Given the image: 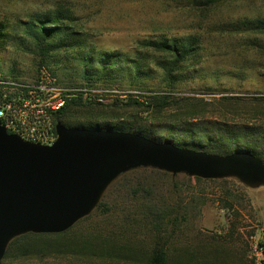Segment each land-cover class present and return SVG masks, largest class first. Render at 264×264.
Wrapping results in <instances>:
<instances>
[{"label": "rangeland", "instance_id": "obj_1", "mask_svg": "<svg viewBox=\"0 0 264 264\" xmlns=\"http://www.w3.org/2000/svg\"><path fill=\"white\" fill-rule=\"evenodd\" d=\"M57 3L72 12L70 26L84 42L59 49L49 68L59 85L86 89L103 100L81 96L83 102L111 106L102 111L115 118L94 121L115 128L141 120L138 131L184 145L234 139L264 159V52L259 48L264 36L218 28L264 19V0H224L208 9L185 0H0L6 37L0 41V77L31 81L37 76L43 67L24 40L21 22L54 10ZM190 36L198 39L196 56L181 64L168 87L163 75L169 58L140 44ZM112 53L122 55L119 63L98 78L105 58L99 55ZM164 93L172 102L158 115L124 106L129 98L144 101ZM161 215L168 264H264V187L247 188L232 178L196 181L149 168L117 178L95 210L64 237L47 238L44 250L24 256L15 245L2 264H148ZM259 244L263 253L256 255Z\"/></svg>", "mask_w": 264, "mask_h": 264}, {"label": "water", "instance_id": "obj_2", "mask_svg": "<svg viewBox=\"0 0 264 264\" xmlns=\"http://www.w3.org/2000/svg\"><path fill=\"white\" fill-rule=\"evenodd\" d=\"M51 146L26 142L0 125V264L9 243L26 234L55 235L88 217L121 175L149 168L201 180L236 179L264 187V162L180 148L139 134L68 128L56 123Z\"/></svg>", "mask_w": 264, "mask_h": 264}, {"label": "trees", "instance_id": "obj_3", "mask_svg": "<svg viewBox=\"0 0 264 264\" xmlns=\"http://www.w3.org/2000/svg\"><path fill=\"white\" fill-rule=\"evenodd\" d=\"M185 1L189 6H192L194 8L205 7L207 9L215 7L219 3L224 2V0ZM55 6L56 8L54 10L52 9V11L43 14L35 13L34 15L27 17V22H21V25L24 27V40L29 41V44L31 46L30 52L38 59L37 66L43 67L54 77V73L49 68L50 58L54 56L53 54L59 49H65L68 47L73 48L77 46L80 48L81 42H84L81 39L80 34L77 31H74L70 26L74 20V18L72 17V12H70V10L67 8L61 7L59 3L55 4ZM4 28L5 26H3V24L1 23L0 41H4V38H6L4 35ZM218 28L222 33L225 34L264 36V19H241L234 22H229L228 24H221ZM253 44L254 41L252 42V45ZM140 45L154 53L167 56L169 58L170 63H168V66L164 69L163 82H165L168 87H171L176 81V73L181 68V64H183L189 57L196 56L198 39L196 36H190L189 38H187V40L183 41L178 39L147 41L142 42ZM259 48L264 52V44L259 45ZM99 56H105V58H100L103 62L100 63L102 69L100 75L98 76V78H104L105 72H109L115 64L119 63V57L122 55L119 53H112L100 54ZM89 63L90 61L86 63V66H88ZM91 72L93 73V71ZM84 79L88 82L89 77H87V75H84ZM61 87L68 88L71 86ZM87 87L92 88L90 84H88ZM144 99L145 102L139 101L138 99L129 98L124 106L126 108L139 109L140 112L145 114L151 111L152 114L158 115L165 108L170 106L172 102L167 93L145 96ZM113 106L117 107L116 104H113ZM105 107L111 106L103 107L102 105L94 102L85 103L83 102L81 96H77L66 101L64 107L54 115V121L55 123H61L68 128H91L135 133L155 142H162L164 139H166L157 138L154 134H151L149 132L143 133L138 131V124L141 120L138 121L135 119L126 123H121L120 126L115 128L110 127L108 123L99 124V122H96L94 120L115 118L114 116L102 111L103 109H105ZM138 119L141 118L139 117ZM81 120L86 122L81 123ZM172 142L174 145L180 148L203 151L206 153L219 155H228L237 151H246L260 157V159L264 162L263 157L260 154H257L252 146L249 148L241 149L238 146L237 141L234 139H230L228 141L222 139L212 141L209 140L205 143V145H184L179 142ZM195 180L201 181V179L198 178H195ZM228 204L226 203L227 206ZM231 207V204H229V208ZM149 214L152 215L151 212H149ZM159 217L160 218H157L159 226H154L156 228V234L154 235V242L151 248V252L147 258L148 264H168V238H164V236L161 235L162 232H166V229L161 227L163 225L165 217L164 215H161ZM68 232L69 230L64 233L55 235L26 234L15 238L9 243L4 258L8 256L9 251L15 245L18 246L20 256H24L35 251L41 252L46 248V246L49 245V241H46L47 238L60 239L67 235ZM259 247L263 248L262 244H259Z\"/></svg>", "mask_w": 264, "mask_h": 264}, {"label": "built area", "instance_id": "obj_4", "mask_svg": "<svg viewBox=\"0 0 264 264\" xmlns=\"http://www.w3.org/2000/svg\"><path fill=\"white\" fill-rule=\"evenodd\" d=\"M78 95L103 102L100 94L92 96L86 89L59 86L44 68L31 81L0 77V125L26 142L51 146L57 138L54 115ZM254 252L261 255L262 248Z\"/></svg>", "mask_w": 264, "mask_h": 264}]
</instances>
